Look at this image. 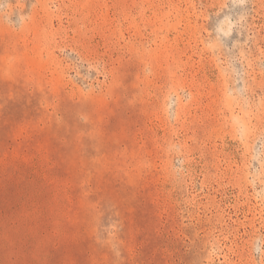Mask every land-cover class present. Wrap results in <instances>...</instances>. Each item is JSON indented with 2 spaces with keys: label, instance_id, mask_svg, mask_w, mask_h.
<instances>
[{
  "label": "rangeland",
  "instance_id": "374dc122",
  "mask_svg": "<svg viewBox=\"0 0 264 264\" xmlns=\"http://www.w3.org/2000/svg\"><path fill=\"white\" fill-rule=\"evenodd\" d=\"M0 264H264V0H0Z\"/></svg>",
  "mask_w": 264,
  "mask_h": 264
}]
</instances>
